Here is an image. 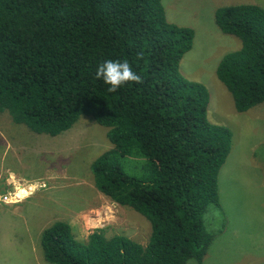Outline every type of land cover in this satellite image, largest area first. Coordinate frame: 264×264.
<instances>
[{
  "label": "trees",
  "instance_id": "obj_1",
  "mask_svg": "<svg viewBox=\"0 0 264 264\" xmlns=\"http://www.w3.org/2000/svg\"><path fill=\"white\" fill-rule=\"evenodd\" d=\"M215 26L240 47L221 55L215 76L242 113L264 102V9H214ZM193 30L166 20L161 0H0V112L37 134L55 136L80 116L106 128L111 147L91 160L93 187L143 216L144 245L101 228L78 240L69 223L39 232L49 264L200 263L221 212L217 174L230 149L228 127L206 118V87L178 71ZM127 60L143 82L115 92L96 78L106 60ZM141 160L138 175L123 160Z\"/></svg>",
  "mask_w": 264,
  "mask_h": 264
},
{
  "label": "rangeland",
  "instance_id": "obj_2",
  "mask_svg": "<svg viewBox=\"0 0 264 264\" xmlns=\"http://www.w3.org/2000/svg\"><path fill=\"white\" fill-rule=\"evenodd\" d=\"M247 3L264 9V0H161L168 22L193 30L179 73L206 87L207 120L231 132L217 174L221 212L209 207L203 215L213 239L198 264H264V102L236 112L214 72L221 55L240 47L237 37L215 26L214 9ZM105 132L89 116H80L55 136L37 134L0 112V195L7 193L14 202H0V264H49L41 257L38 237L54 220L69 223L78 240L101 228L105 236L121 234L146 243L148 221L92 185L89 163L111 147ZM123 162L127 173L139 174L140 159ZM18 187L28 194L18 197ZM186 264L197 263L189 259Z\"/></svg>",
  "mask_w": 264,
  "mask_h": 264
},
{
  "label": "clouds",
  "instance_id": "obj_3",
  "mask_svg": "<svg viewBox=\"0 0 264 264\" xmlns=\"http://www.w3.org/2000/svg\"><path fill=\"white\" fill-rule=\"evenodd\" d=\"M96 78L102 79L105 84L109 85L108 91L115 92L121 86L128 82L141 84L142 76L132 70L127 60L123 62L119 60H106L101 63L96 70Z\"/></svg>",
  "mask_w": 264,
  "mask_h": 264
},
{
  "label": "built area",
  "instance_id": "obj_4",
  "mask_svg": "<svg viewBox=\"0 0 264 264\" xmlns=\"http://www.w3.org/2000/svg\"><path fill=\"white\" fill-rule=\"evenodd\" d=\"M8 194L7 193H5V194H1L0 195V202L1 203H14L13 202V200H11V198L10 199H8Z\"/></svg>",
  "mask_w": 264,
  "mask_h": 264
},
{
  "label": "bare ground",
  "instance_id": "obj_5",
  "mask_svg": "<svg viewBox=\"0 0 264 264\" xmlns=\"http://www.w3.org/2000/svg\"><path fill=\"white\" fill-rule=\"evenodd\" d=\"M26 194H28V193H27V191H26L24 188H20V187H18V188L16 189V195H17L18 197L22 198V197L25 196Z\"/></svg>",
  "mask_w": 264,
  "mask_h": 264
}]
</instances>
